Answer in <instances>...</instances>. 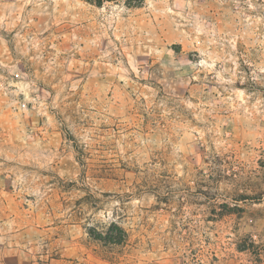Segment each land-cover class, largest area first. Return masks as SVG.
I'll return each mask as SVG.
<instances>
[{"label": "rangeland", "instance_id": "obj_1", "mask_svg": "<svg viewBox=\"0 0 264 264\" xmlns=\"http://www.w3.org/2000/svg\"><path fill=\"white\" fill-rule=\"evenodd\" d=\"M39 260L264 264V0H0V264Z\"/></svg>", "mask_w": 264, "mask_h": 264}, {"label": "trees", "instance_id": "obj_2", "mask_svg": "<svg viewBox=\"0 0 264 264\" xmlns=\"http://www.w3.org/2000/svg\"><path fill=\"white\" fill-rule=\"evenodd\" d=\"M109 239H108V241L109 242H119V241H122L124 238L123 237H114L113 235H109V237H108ZM39 262V264H51L49 261H42V260H39L38 261Z\"/></svg>", "mask_w": 264, "mask_h": 264}]
</instances>
